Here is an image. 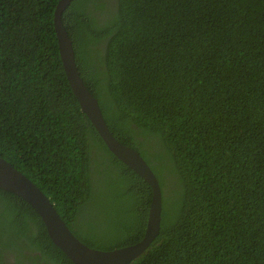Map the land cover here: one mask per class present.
Returning a JSON list of instances; mask_svg holds the SVG:
<instances>
[{"label":"trees","instance_id":"trees-1","mask_svg":"<svg viewBox=\"0 0 264 264\" xmlns=\"http://www.w3.org/2000/svg\"><path fill=\"white\" fill-rule=\"evenodd\" d=\"M56 1L0 0V157L85 245L132 244L151 190L79 110ZM60 20L108 130L160 187L159 232L128 264H264V0H71ZM0 264H73L2 189Z\"/></svg>","mask_w":264,"mask_h":264},{"label":"water","instance_id":"water-1","mask_svg":"<svg viewBox=\"0 0 264 264\" xmlns=\"http://www.w3.org/2000/svg\"><path fill=\"white\" fill-rule=\"evenodd\" d=\"M70 1L57 0L52 15L61 67L79 110L88 119L106 149L150 187L151 194L142 236L135 243L109 250L85 245L69 231L39 188L2 157H0V189L16 195L35 211L50 241L73 264H128L147 249L159 232L160 187L152 170L139 153L119 143L112 136L103 120L96 98L88 91L79 76L71 40L60 20L62 11Z\"/></svg>","mask_w":264,"mask_h":264},{"label":"rangeland","instance_id":"rangeland-1","mask_svg":"<svg viewBox=\"0 0 264 264\" xmlns=\"http://www.w3.org/2000/svg\"><path fill=\"white\" fill-rule=\"evenodd\" d=\"M170 180V179H169ZM172 181V180H171Z\"/></svg>","mask_w":264,"mask_h":264}]
</instances>
